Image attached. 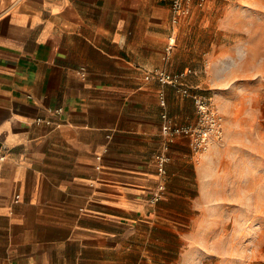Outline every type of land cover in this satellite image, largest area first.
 I'll list each match as a JSON object with an SVG mask.
<instances>
[{
    "label": "crops",
    "instance_id": "0c3cea01",
    "mask_svg": "<svg viewBox=\"0 0 264 264\" xmlns=\"http://www.w3.org/2000/svg\"><path fill=\"white\" fill-rule=\"evenodd\" d=\"M214 1L174 25L166 54L170 0H0V264H147L195 220L199 199L214 197L218 182L207 177L231 135L200 160L180 135L169 144L165 194L146 204L162 141L159 92L176 123L193 122L195 110L144 79L156 67H193L186 80L203 88L204 58L216 63L228 44L210 37L201 53L187 39Z\"/></svg>",
    "mask_w": 264,
    "mask_h": 264
},
{
    "label": "rangeland",
    "instance_id": "374dc122",
    "mask_svg": "<svg viewBox=\"0 0 264 264\" xmlns=\"http://www.w3.org/2000/svg\"><path fill=\"white\" fill-rule=\"evenodd\" d=\"M201 12L209 20L187 43L201 53L210 37L228 44L216 63L204 58L202 87L233 146L220 147L225 158L207 177L218 182L214 197L199 199L195 220L147 264H264V0H215Z\"/></svg>",
    "mask_w": 264,
    "mask_h": 264
},
{
    "label": "built area",
    "instance_id": "2783aa9c",
    "mask_svg": "<svg viewBox=\"0 0 264 264\" xmlns=\"http://www.w3.org/2000/svg\"><path fill=\"white\" fill-rule=\"evenodd\" d=\"M208 0H170L171 9V33L168 37L165 47L166 54L171 51L175 44L176 25L183 17L191 13L192 6L202 7ZM207 60H203L202 71H206ZM78 71L81 75H85V67L80 66ZM197 72L193 67H185L180 70L170 71L163 67H156L146 71L144 79H153L160 84L170 85L173 89L192 100L195 110V120L191 123H176L166 111V99L163 91L158 94V101L162 107L161 111V126L160 134L162 141L159 149L154 154V164L156 172V183L147 196L146 204L149 206L155 205L163 198L166 190L167 170L166 165L170 159L169 144L178 136L183 135L188 139V144L193 154L198 158L203 155L208 148L214 143H221L224 137L222 125V117L218 112L212 97L205 89L190 85L186 78L188 75ZM63 112L61 107L50 109V113L54 116H60ZM35 123L43 122L48 125L58 126L60 121L36 117ZM0 157H3L1 155ZM100 159V155L96 156ZM99 167V166H96ZM19 194L14 195V201H17Z\"/></svg>",
    "mask_w": 264,
    "mask_h": 264
},
{
    "label": "water",
    "instance_id": "95a60500",
    "mask_svg": "<svg viewBox=\"0 0 264 264\" xmlns=\"http://www.w3.org/2000/svg\"><path fill=\"white\" fill-rule=\"evenodd\" d=\"M0 145H1V143H0Z\"/></svg>",
    "mask_w": 264,
    "mask_h": 264
}]
</instances>
